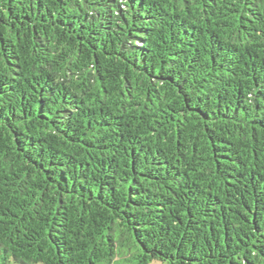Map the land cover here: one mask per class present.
Masks as SVG:
<instances>
[{"label": "trees", "instance_id": "trees-1", "mask_svg": "<svg viewBox=\"0 0 264 264\" xmlns=\"http://www.w3.org/2000/svg\"><path fill=\"white\" fill-rule=\"evenodd\" d=\"M264 264V0H0V264Z\"/></svg>", "mask_w": 264, "mask_h": 264}, {"label": "rangeland", "instance_id": "rangeland-1", "mask_svg": "<svg viewBox=\"0 0 264 264\" xmlns=\"http://www.w3.org/2000/svg\"><path fill=\"white\" fill-rule=\"evenodd\" d=\"M150 264H164V263H162V262L159 261V260H154V261H152Z\"/></svg>", "mask_w": 264, "mask_h": 264}]
</instances>
